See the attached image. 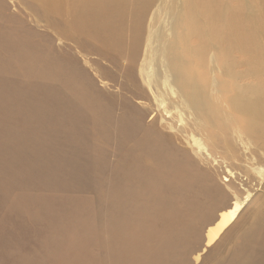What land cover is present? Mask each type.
<instances>
[{"label":"bare ground","instance_id":"6f19581e","mask_svg":"<svg viewBox=\"0 0 264 264\" xmlns=\"http://www.w3.org/2000/svg\"><path fill=\"white\" fill-rule=\"evenodd\" d=\"M0 8L19 9L28 35L17 38L2 25L16 17L0 14V188L37 180L94 191L104 264H177V250L187 262L188 242L198 244L191 264H264V0H0ZM56 10L58 31L48 21ZM37 30L68 66L63 84L30 48L40 44ZM127 36L130 54L142 45L143 56L120 75ZM34 80L50 108L26 100L23 83ZM56 111L69 131L55 125ZM100 136L137 155L118 156L116 170L87 166L71 143L95 146ZM64 148L68 172L47 173L44 161ZM133 236L153 244L147 259L128 250Z\"/></svg>","mask_w":264,"mask_h":264},{"label":"rangeland","instance_id":"374dc122","mask_svg":"<svg viewBox=\"0 0 264 264\" xmlns=\"http://www.w3.org/2000/svg\"><path fill=\"white\" fill-rule=\"evenodd\" d=\"M53 6L57 7V2H54ZM153 9L154 7L152 5H149L148 14L153 11ZM11 11L15 12L13 11V9H6V12L4 11L6 14L4 12L2 13L3 15L5 14L6 17L10 14V18L15 16L16 20L12 18L15 20V22L13 20H9L6 22L3 19L4 23L2 22V25H4L5 27L8 25L10 29H8V26L5 28L1 25L0 28L3 27L10 30L12 33L17 34V38L27 39L28 35L22 30L27 28L23 23V20L21 19L20 13H18L20 12V10H17V16L15 15V13H11ZM3 15L1 17H5V15ZM18 18H20L22 22ZM95 18H98V15H95ZM1 19L2 18H0V20ZM48 21L52 22L53 29L58 31L59 16L57 10L52 13L49 12ZM145 32L146 26L142 31L143 36ZM37 33L41 35V38L39 37L38 39L41 41L40 44L30 47L32 48L33 54L38 58L48 57L49 61H52L51 67L54 69V71H59L57 75L59 77L60 84H63V79L68 76V66L58 59L59 54H57L54 49H50L46 45V34L39 30H37ZM130 44V38L129 36H127L126 53L120 64V70L118 71L120 75L129 60H134L136 67L138 68L139 61L143 56L142 45L139 46L138 53L136 55H133L130 54L129 51ZM5 54L6 53L2 52V55ZM105 72L108 80L112 82L115 81L117 82L116 84L119 83L122 88H126L123 83H126L125 78L120 77L118 73H116L115 71H110V69H105ZM17 73H22V71L17 70ZM95 81L97 84H100V79H98V77L97 79L95 78ZM23 86L25 88L31 89V94L26 98L28 102L39 103L45 109L51 107L49 98L41 90L40 85L37 81H25L23 83ZM112 90L113 91L111 92L115 93L114 91L118 89ZM125 91L126 90L122 91V93ZM14 104L16 105V113H13V115L14 117H16L18 116L17 114L21 111L22 107L18 102H14ZM122 107H124V105H122ZM52 113H54L56 116L55 125H60V128H64L65 132L69 131V123L65 121L61 113L57 111ZM6 117L7 116L5 115L0 116V120L3 121ZM29 121L32 127L36 126V122L33 118H29ZM16 123L13 122V125L15 127H18ZM142 124L143 126H146L147 122L142 121ZM54 127L55 126H51V128ZM51 128L49 127L50 131ZM34 134L35 136H38V133ZM52 134H57V132ZM96 139L97 141L95 143L97 144V147L96 144L95 146H93L92 144L88 146L83 144L82 142L80 144L71 143V146H79L82 149V153L78 157V160L85 161L87 166H103L104 164H108L116 170L120 169L124 164L122 159L118 156H127L125 152H127L131 156L137 155L135 149L133 151H129L128 149H126L123 150L124 152H116L118 149H116L115 151L112 146L108 145L107 143L105 144V139L103 138V136H100ZM59 141L63 143V141ZM66 152L67 149L64 148L62 150L60 158L56 157L57 159L55 161H44L47 173H50L56 167V169L58 170L59 168L63 174L68 172V170L65 168V165L63 164L64 159L62 158L63 156H65ZM32 154V163L35 164L37 163L36 157L34 153ZM102 157L106 159L107 163H103L101 161ZM218 157H220L221 159H225L226 155L224 153V150H220V154H218ZM58 159H60L62 162L59 163ZM223 162L225 163H221L223 168H225V165L227 166L230 164L229 160ZM29 163L32 165L31 162ZM209 169L220 185L221 173L218 171H213V169L211 168ZM100 176L101 175L92 178H94V180L96 179L95 181L101 179L103 181L105 179V175L101 178ZM105 181L106 180H104L101 185L104 184ZM7 182H5L4 185L0 188V227L2 226L0 228V264H104L105 254L100 249L98 228L99 225L97 223L98 210L95 205L97 202V198L94 194V191L87 189L85 190V188L76 189L74 187H67L65 189L56 190L53 187L42 185L41 182L37 180H28L22 185L12 184L9 181ZM12 187L14 188V190ZM88 191H90L91 193H86ZM55 194L60 196H56ZM98 196L99 194L97 192V197ZM35 201L42 203V209H40V203H36ZM111 213L112 211L109 209L108 214L110 215ZM8 220H10L9 223ZM141 237L142 236L138 238L140 240L139 242L137 241L135 236H133L132 240L133 242L136 241V248L128 250L135 251L136 249V252L140 254L139 256L140 258L142 257L141 260L143 261L145 257L146 259L147 257H149L150 249L153 244L150 240L147 239V237L145 238L143 236V239H141ZM137 243L146 244H140L139 248ZM142 246L143 249L141 248ZM197 247L198 244H193L190 242L187 243V249L189 250L187 255V262L183 259V255H181L178 250L172 260L178 262L177 264H181L182 260V264H189L191 262V254L194 250H196ZM144 248L147 250L145 251ZM140 249H142V251L147 254H143ZM199 264L205 263L200 262Z\"/></svg>","mask_w":264,"mask_h":264}]
</instances>
